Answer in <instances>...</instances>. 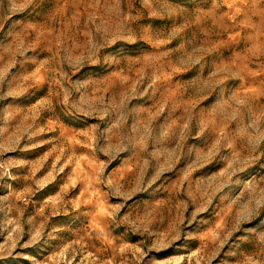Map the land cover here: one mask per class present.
<instances>
[{"label": "rangeland", "instance_id": "374dc122", "mask_svg": "<svg viewBox=\"0 0 264 264\" xmlns=\"http://www.w3.org/2000/svg\"><path fill=\"white\" fill-rule=\"evenodd\" d=\"M0 264H264V0H0Z\"/></svg>", "mask_w": 264, "mask_h": 264}]
</instances>
